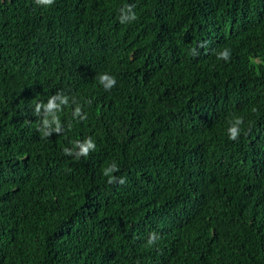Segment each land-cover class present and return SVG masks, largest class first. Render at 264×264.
Masks as SVG:
<instances>
[{
    "label": "trees",
    "instance_id": "16d2710c",
    "mask_svg": "<svg viewBox=\"0 0 264 264\" xmlns=\"http://www.w3.org/2000/svg\"><path fill=\"white\" fill-rule=\"evenodd\" d=\"M0 264H264V0H0Z\"/></svg>",
    "mask_w": 264,
    "mask_h": 264
},
{
    "label": "clouds",
    "instance_id": "9594fccd",
    "mask_svg": "<svg viewBox=\"0 0 264 264\" xmlns=\"http://www.w3.org/2000/svg\"><path fill=\"white\" fill-rule=\"evenodd\" d=\"M38 5L42 6H51L55 0H35ZM120 22L128 23L135 21L137 19L136 13L134 11V5L126 4L120 9ZM219 59L227 61L230 58V52L226 49L223 52L219 53ZM258 62V61H254ZM99 83L104 87L106 91H110L113 87L116 86L117 80L114 76L109 75L108 73H103L99 76ZM72 102L76 104L75 98H71ZM70 97L65 94L63 91L57 92L51 97L48 98L46 103H38L35 106L34 115L41 117L40 127L38 131L41 132L42 138L50 137L53 133L60 134L64 131V127L61 123L59 113L63 111L65 106L69 105ZM91 103V101H89ZM256 109H253L255 111ZM73 117H78L81 120L87 119L86 113H83L82 107L79 104H76V107L73 111ZM244 123L243 117H235L231 125L227 129L228 138L231 141H238L242 133L241 125ZM71 127V125H69ZM96 149V144L92 137L80 141L76 140L73 142V147H65L63 152L67 156H73L77 160L81 157H87L92 151ZM103 175L108 177L109 184L119 183L123 185L126 183V180L122 177H116L112 174L119 171L118 166L113 163L109 167L104 168ZM159 239V235L155 232L149 235L147 241L148 245H154Z\"/></svg>",
    "mask_w": 264,
    "mask_h": 264
}]
</instances>
